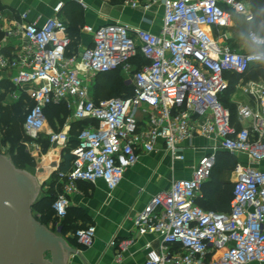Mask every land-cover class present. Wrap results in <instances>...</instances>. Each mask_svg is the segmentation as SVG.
I'll return each instance as SVG.
<instances>
[{"label":"built area","instance_id":"built-area-1","mask_svg":"<svg viewBox=\"0 0 264 264\" xmlns=\"http://www.w3.org/2000/svg\"><path fill=\"white\" fill-rule=\"evenodd\" d=\"M133 7L159 5L162 23L158 33L125 23L84 26L92 44L71 52L67 25L52 17L38 24L26 12L6 37L17 39L12 52L0 50V71L14 86L11 98L27 93L23 124L25 134L37 143L47 126L45 109L64 104L75 121H87L79 129L71 168L53 203L55 232L67 216L70 196L78 182L102 179L110 190L123 180L141 152H152L159 140L173 160H184L188 139L202 136L216 140L202 154L188 178L173 179L171 186L155 194L134 220L140 234L155 232L157 247L147 244L145 264H264V79L236 84L246 100H238L236 117L220 100L230 85L226 73L244 75L250 66L264 62V35L249 30L247 40L257 50L235 52L216 33L230 27L233 14L255 19L246 0H139ZM63 3L55 6L59 12ZM1 29V25H0ZM141 53L147 63L137 67ZM122 69L132 94L95 99L90 78ZM70 124L49 130L50 144L66 146ZM36 151L40 150L37 143ZM219 150L237 157L233 171L230 209L206 210L196 201L202 185L216 166ZM241 155L248 161H243ZM77 241L93 244L96 230L80 227ZM131 240L119 245L126 249ZM120 260V259H119Z\"/></svg>","mask_w":264,"mask_h":264},{"label":"crops","instance_id":"crops-1","mask_svg":"<svg viewBox=\"0 0 264 264\" xmlns=\"http://www.w3.org/2000/svg\"><path fill=\"white\" fill-rule=\"evenodd\" d=\"M60 1L63 5L57 13L54 8ZM128 1L0 0V50L9 53L14 50L18 38L6 37L5 31L15 29L24 12L28 14L29 21L38 24L49 18L59 17L70 32L76 34L69 52H80L92 44L93 36L84 29V26L98 27L106 23L119 22L158 33L162 23V7L159 5L133 7ZM6 76V72L0 71V78ZM241 95V100H246L242 93ZM70 113L72 121L62 125L55 115L53 118L55 127L47 123L45 130L40 134L38 144L43 145L44 140L48 139L49 130H60L65 124H70L72 128L76 121L71 110ZM215 141L202 136L188 139L182 144L185 159L173 160L170 152L159 140L154 151L140 153L138 162L126 170L123 180L113 190H110L102 179L95 183L79 181V192L70 196L68 209L71 212L70 219L78 227H94L96 237L92 245L84 246L77 241L72 230L60 234L73 250L70 254L66 253L68 254L66 264H145L147 244L157 247L160 236L155 232L140 234L134 224L135 218L155 194L170 188L173 179L190 177L198 159L211 150ZM75 143L76 134L70 129V138L66 146L49 144L44 152L37 154L38 158H35L37 166L33 175L37 184L41 185L38 199L54 182L63 189L64 180L60 173L63 171L64 155L72 153ZM241 159L248 161L243 155ZM226 175L223 172L221 179L234 183V171L230 176ZM203 193L201 189L199 199L197 198L198 203L203 199ZM54 228V225L50 226L55 232ZM124 240H131L126 249L119 245Z\"/></svg>","mask_w":264,"mask_h":264},{"label":"trees","instance_id":"trees-1","mask_svg":"<svg viewBox=\"0 0 264 264\" xmlns=\"http://www.w3.org/2000/svg\"><path fill=\"white\" fill-rule=\"evenodd\" d=\"M112 1L118 2L124 0ZM249 2L255 14V19L252 22L245 21L244 18L239 14H233L234 20L238 21L239 24L241 23V26L238 27L243 33L246 34L249 32V30L258 32V21L264 18V0H249ZM68 32L70 37L72 38L73 45L74 35L76 34L70 32L69 28ZM70 53L71 52H69V54ZM147 62V59L141 53H139L133 59V63H135L137 67H141ZM118 70H120V68L117 70L97 74L98 76L95 88L96 94L95 92L92 93L95 99L116 97V95L127 96L132 94V86L126 84L123 77L118 78ZM225 75L230 80V85L223 93L220 94V100L226 107L231 110L233 118H235L237 113L236 106H228L226 102H228L227 97H229L232 94V91L236 88V76H238V78H241L243 76L235 73H226ZM244 76H246L245 80L264 79V62L256 63L250 66ZM14 89V86L8 79H3L0 81V144L2 141H6L9 139L12 142L13 149H15V147L17 146H20L22 140L25 139L23 124L25 121L27 107L31 104V100L27 93H22L18 99L11 98L10 93ZM64 112L70 113V110L64 104L49 105L45 109L47 118H49V116H52L54 118L55 115H57L59 120H61L60 117ZM86 124V120L76 121L72 125L71 132H74V134H76L77 136L79 129L84 127ZM52 126L55 127V122H53ZM43 144L45 146V150L49 146L50 142L47 139L44 140ZM13 158H15L16 160L15 165L17 167H25V162L27 159L32 161V158L28 157L27 154H22L20 157L18 156V154H15ZM73 158L74 156L70 152L64 155V166L62 167V172H66L71 168ZM237 160L238 159L236 156L231 155L228 152H219L216 166L213 169L210 178L202 185L204 193L202 196L203 199L199 203V198L197 199V203L199 205L218 212H227L230 209L233 183L231 181L221 179V175L223 172H225V170H229V168L233 169ZM60 191H62V188L59 187V185H56L54 182L48 192L37 199L33 204V214L35 218L49 228L51 225L55 226L56 217L55 211L53 209V203ZM51 199L53 200L50 203ZM37 215L40 216V220L37 218ZM70 215L71 212L70 210H68L67 216L61 222V234L66 233L69 230L75 232L78 228H80L72 223Z\"/></svg>","mask_w":264,"mask_h":264},{"label":"water","instance_id":"water-1","mask_svg":"<svg viewBox=\"0 0 264 264\" xmlns=\"http://www.w3.org/2000/svg\"><path fill=\"white\" fill-rule=\"evenodd\" d=\"M40 188L33 175L0 153V264H66V253L73 252L35 218Z\"/></svg>","mask_w":264,"mask_h":264},{"label":"rangeland","instance_id":"rangeland-1","mask_svg":"<svg viewBox=\"0 0 264 264\" xmlns=\"http://www.w3.org/2000/svg\"><path fill=\"white\" fill-rule=\"evenodd\" d=\"M246 1L249 2V0H246ZM240 24H239L238 21H235L234 18H233L232 25L230 27H227L225 29H221V30L217 31L216 38L222 44H226L227 46H229V48L232 51H235V52H250V51L257 50L258 46H254L251 43H249L248 40H247V34L243 33L240 30V28L238 27V26H241ZM258 27H259V31L257 32V34L264 35V18L261 19L260 21H258ZM117 75H118V78L123 77L124 81L128 77V73L122 71V69L117 71ZM244 75H242L243 77H241V78H238V76H236V83L237 84L240 83L241 79H244V80L246 79L245 78L246 76H244ZM97 76L98 75H95V76H92L90 78L89 83H90V92H91V94L93 92H95V94H96L95 88H96ZM111 96H113V95H111ZM227 98H228V102H226V103H227L228 106H231V107H235L236 106L237 107V102H238V100H241L242 95H241V92L239 91V89L235 88L232 91V94L229 97H227ZM60 118H61V120H60V124L61 125L63 123H65V122L72 121L71 120V113H69V112H66V113L64 112L61 115ZM53 122H55V120L53 119L52 116H49V118L47 120L48 125H50V126L53 125ZM24 138L25 139L22 140L20 146L15 147V149L12 148V142L9 139L6 140V141H2L1 144H0L1 145L0 153L3 154L6 157H10L11 161H13L14 165H15L16 160H15V158H13V156L15 154H18L19 157L22 154H27L28 157L32 158V161L27 159L26 162H25L26 163L25 167H21L20 166L18 168L23 169L24 171H26L29 174L33 175V172L36 171V166H37V161H36L35 158H38L37 154H41L42 152H44L45 146H44V144L41 145L39 143L41 148H40L39 152H37L36 151V149H37L36 145H37L38 142L37 143L33 142V140L30 139L29 137H27L25 135V133H24ZM34 155H35V157H34ZM225 173L227 174L226 176L228 177V176H230L233 173V169L229 168V170H225ZM47 192H48V189H47V191L46 190L44 191V195ZM38 196H40V193H39ZM38 196H37L36 200L38 199ZM53 199H51L50 203L52 202ZM39 217L40 216L37 215V218L40 220L41 218H39Z\"/></svg>","mask_w":264,"mask_h":264}]
</instances>
